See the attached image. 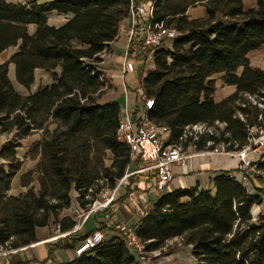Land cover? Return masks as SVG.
<instances>
[{"label":"trees","instance_id":"trees-1","mask_svg":"<svg viewBox=\"0 0 264 264\" xmlns=\"http://www.w3.org/2000/svg\"><path fill=\"white\" fill-rule=\"evenodd\" d=\"M141 1L0 0V53L17 48L0 64V248L34 244L36 231L52 225L56 234L72 231V211L62 216L64 211H70L74 203L86 211L127 173L146 167L139 154L130 155L118 134L119 103L101 102L111 85L97 69L131 5L136 9ZM247 2L251 5L246 6ZM148 3L152 23H162L178 35L169 46L124 52L128 60L141 59L142 69L152 53L151 69L137 90L140 103L142 96L153 99L146 117L167 128L170 144L179 142L185 127H212V134L183 143L197 152L220 144L238 152L263 135L264 69L251 66L248 55L264 46V0ZM197 6L203 8L204 16L191 18L188 11ZM53 14L65 17V22L50 25ZM29 25L35 27L31 34ZM10 64L16 83L26 90L34 84L36 70L48 72L50 83L23 96L8 77ZM216 76L223 86L234 88L219 102L213 99ZM139 112L138 106L133 118ZM36 133L40 139L27 154L38 162L20 176L26 191L9 195L22 164L17 150L22 140ZM251 165L262 173L248 177L256 184L252 192L235 173L223 172L211 180L210 189L160 193L136 228L146 251L161 250L169 241L180 239L191 247L195 264H264V215L256 219L252 215L264 197V159ZM139 176L146 175L134 173L122 181L124 195L112 204L127 200L137 190ZM99 214L105 220H96L90 233L101 231L103 242L68 264H137L126 237L116 229L115 212L107 209L92 215ZM86 235L76 232L58 238L49 251H73ZM49 261L46 258L41 264H52Z\"/></svg>","mask_w":264,"mask_h":264},{"label":"built area","instance_id":"built-area-1","mask_svg":"<svg viewBox=\"0 0 264 264\" xmlns=\"http://www.w3.org/2000/svg\"><path fill=\"white\" fill-rule=\"evenodd\" d=\"M132 0H130L131 2ZM153 0H143L136 9L130 7V19L131 28L128 34V43L125 50V54L133 48L134 50H150L162 47L170 43L178 33L171 28L165 27L162 23L153 24L151 21L152 8L148 2ZM134 41V45L130 46V43ZM103 54V53H102ZM101 54V55H102ZM101 57V56H100ZM153 59L152 53L147 55V63H151ZM137 66L135 61L128 60L126 55L123 57V63L121 65L120 78L123 80L124 76L129 73H136ZM125 94L126 89L122 86ZM126 97H129L126 94ZM141 104L139 106L140 112L136 118H132L128 111L127 106L121 110V118L118 125V134L121 139L129 147L130 155L139 154L140 161L146 163V167L138 169L135 172L127 173L124 178L117 184L116 188L112 191H105L100 196L101 200L95 201L88 207L86 211H82L79 208L73 211L75 220V226L72 231L67 234H59L55 238L67 236L71 233H76L83 228L85 221L92 214L98 212H104L107 209L112 210L111 200L120 187L122 181L134 173H141L145 171H152L154 176L152 189L155 192L161 193L166 189L168 184L172 181L173 175L171 169L173 166L185 167L189 158L194 154L188 153L183 148V143L191 138L194 142L200 135L212 134L213 128L204 124H196L193 126L185 127L182 136L179 138V142L170 144L163 136L167 133V128L159 126L153 121L149 120L145 113L153 106V99L142 96ZM218 125V123H216ZM262 135L257 139H252L250 145L244 147L238 152H230L226 150V145H216L213 149L205 151L208 155H226L236 156L241 159L242 166L240 171L251 169L256 175H262L257 171L254 165H251L250 161L246 159L247 153L253 146H259L261 144ZM207 145H211L210 142ZM194 148V147H193ZM255 150V149H254ZM253 150V151H254ZM264 159V154L261 156ZM240 181L245 186L249 183L248 176L241 173ZM110 195V198H106ZM107 217V216H105ZM58 229V226H57ZM116 229L120 231L127 239V246L130 252L138 260H145L147 254L155 253L146 251L144 243H141L136 236V228L129 227L123 222L116 224ZM58 232V231H57ZM104 240V235L101 231H95L87 234L84 239L75 247L73 254L75 257L81 256L90 250L98 247ZM22 249H2L0 248V258L9 254H15ZM160 251V250H158Z\"/></svg>","mask_w":264,"mask_h":264},{"label":"crops","instance_id":"crops-1","mask_svg":"<svg viewBox=\"0 0 264 264\" xmlns=\"http://www.w3.org/2000/svg\"><path fill=\"white\" fill-rule=\"evenodd\" d=\"M9 1L10 0H5ZM48 1V0H44ZM42 1V2H44ZM143 1V0H142ZM15 3H21L15 1ZM189 15V11H188ZM65 17L63 16H58V15H51L48 19V23L50 25L54 26H60L65 22ZM131 28V19L130 16L126 18L119 26V32L118 36L116 39L110 43L109 48L104 52L100 59L101 61L97 64V69L103 73L107 81L110 83L112 90L110 93H106L103 98L104 101L102 102H108L115 100V97L117 95L124 94V100L121 106V110L124 109L126 106L128 108V111L130 113V116L133 118V114L135 112L136 107L140 106V101L136 100L135 96L132 94H129V97H126L125 91L122 87V84L119 83L118 79L120 78L121 74V65L123 63V57H124V52L127 47L128 43V34ZM29 33H33L35 27L33 25H29L28 27ZM16 48V47H14ZM16 52V51H15ZM14 53V52H13ZM12 53V54H13ZM3 62H0L2 64ZM139 67V65H137ZM37 71V70H36ZM9 72V71H8ZM35 77V74H34ZM50 77V76H49ZM10 79V78H9ZM15 80V77H14ZM12 82V80L10 79ZM220 81V80H219ZM16 82V81H15ZM221 82V81H220ZM50 82L46 81L43 83V85L48 84ZM13 84V82H12ZM220 84L218 81H216V91L214 93L213 99L215 102L221 101L223 98L227 97L230 95L233 91L234 88L231 86H225L228 91L226 93H219V87ZM35 85V80L34 84ZM32 85V86H33ZM14 86V84H13ZM39 86V85H38ZM38 86H35L33 90H30L27 94H21L23 96L28 95L29 93H32L36 90ZM15 88V87H14ZM17 91V89L15 88ZM18 92V91H17ZM19 93V92H18ZM20 94V93H19ZM106 98V99H105ZM34 137V139L31 141V144L35 141H38L40 139L39 133L33 134L32 136L27 137L26 139L30 137ZM167 133L163 136L164 138L167 139ZM1 138V137H0ZM25 140V139H24ZM22 140V141H24ZM22 144V142H21ZM30 144V146H31ZM29 149V148H28ZM27 149V151H28ZM19 150V149H18ZM17 150V154H18ZM259 149H255L253 152H257ZM26 151V152H27ZM187 152L194 154L191 158H189L187 165L185 167H179V166H173L171 169L173 179L172 181L168 184L166 187L165 191L166 192H172L175 190H183V189H189V188H194L197 187L199 190H206L211 188V180L219 173L223 172H233L235 173V176L238 180H240L241 173L247 175L249 178H252L254 175V172L251 169H246L244 171H240V167L242 166L241 159L239 157H232V156H226V155H208L205 153V151L197 152L192 146H189L187 148ZM264 153V148L263 151L260 152V154ZM255 154V155H253ZM251 154L247 157V160L250 161V163L257 162L261 156L257 155L256 153ZM18 157V156H17ZM19 158V157H18ZM38 162V158H36ZM1 162V161H0ZM36 162V164H37ZM36 166V165H35ZM137 174H142L146 175L144 177L139 176L137 182H136V188L137 190L135 193H131L128 197L127 200L120 202L115 210H113L116 214L115 218L117 219V222H123L129 227H134L137 228L140 223L141 219L143 217V214L145 211L151 206V204L154 201V198H157L156 192L152 189L153 186V181H154V174L150 173V171H145ZM19 175V180L18 182L14 180V178ZM20 171L16 174V176L12 179L11 185H10V190L8 191V194H13L14 188L16 190L19 189L17 194L24 192V189L20 186ZM247 189L249 191H254V186L256 187V184L252 181L249 180V183L246 185ZM122 188V187H120ZM15 194V195H17ZM263 207H264V199L262 198V203L260 206L256 207L253 209L252 215L254 219L258 217V215L263 214ZM76 203L73 204L71 211H74L77 209ZM121 211V212H120ZM65 212V211H64ZM62 213V216H65L67 214ZM71 214V213H70ZM73 215V213H72ZM74 217V216H73ZM93 218L94 223L91 225L89 228L86 227L88 221ZM105 218V217H104ZM96 220L103 221V217L101 214L98 215V217H94V215H91L90 218L85 222L83 225V228L78 231L79 235H85L90 233L95 226H96ZM48 228H40L36 231V239L38 242L31 244L29 246L21 248L22 250L15 253V254H9L6 255L5 257L0 258V264H15V263H28V264H41V259L36 257L35 250L38 245H43V244H53L56 242L57 239H52L55 238L57 235L56 233H48L45 235V230ZM68 232L64 233L67 234ZM70 235V234H68ZM111 234L106 236V240L109 239ZM64 237H59V238H65ZM189 248V251L191 252V247L187 246ZM20 249V248H19ZM68 252H72V256L69 258L67 262H60V261H52V264H68L72 262L75 258L73 251L67 250ZM192 257V256H191ZM193 259V264H195V260ZM50 262V261H49ZM48 262V263H49Z\"/></svg>","mask_w":264,"mask_h":264},{"label":"rangeland","instance_id":"rangeland-1","mask_svg":"<svg viewBox=\"0 0 264 264\" xmlns=\"http://www.w3.org/2000/svg\"><path fill=\"white\" fill-rule=\"evenodd\" d=\"M15 1L24 3L26 0H10V2H13V3H15ZM37 1L42 2L44 0H37ZM250 5H251V3H248V2L246 3V6H250ZM189 16L191 18L203 17L204 16V10L201 6H197V7L189 10ZM170 44H171V42L168 44V46ZM163 46H165V45H163ZM16 50H17V48H9L8 50L0 53V62L7 61L9 59V57L12 55V53L15 52ZM248 59H249L251 66L264 69V46L260 50L250 53L248 55ZM137 65H139V67H137L136 73L126 74L124 76L123 80L121 78H119L118 81L120 84H122V86L125 87L126 94L128 96H129V94H132L135 96L136 100H139L140 98H137V90L140 88L142 77L147 73L148 70L151 69V65L147 63L145 65V68L142 69L144 63L141 59L136 60V66ZM8 77L12 80L14 87L17 89V91L23 95L30 92V90H33L35 88V86L43 85V83H45L46 81L50 82V77H49L48 72H45L43 70H37V71H35V85L31 86L30 90H26L23 87L19 86L15 82V80H14V67L12 64L9 65ZM216 81L221 83L219 81V76H216ZM111 90H112V88L107 89V93H110ZM226 91H228V89L225 86H223L222 84H220L219 93L223 94V93H226ZM124 97H125L124 94H121V95H117L115 97V99L120 105H122ZM102 101H104V98L101 99V102ZM34 137L35 136L30 137L28 139H25L24 141H21L22 144H21V147L19 148L18 154H17V156L19 157V159L22 162L20 174H23V173L30 171V170H33L35 168L37 160H31L29 158V155L27 154V152H28L27 149L30 148L31 141L34 139ZM262 137L263 138L261 139V144L259 146L254 145L252 147L253 150L254 149H259V150L257 152H253V150L251 149L246 154L247 157L249 155L251 156V154H253V153H256L257 155H260V156L264 154V153L260 154V152H262L263 148H264V134L262 135ZM1 141H2V138H0V142ZM183 148L187 152L186 147H183ZM253 155H255V154H253ZM247 157H246V159H247ZM150 173H153V172L150 171ZM151 177H154V176H151ZM14 180L18 182L19 175H17L14 178ZM33 185L35 186V188H37L36 182ZM18 191H19V189L16 190L14 188V190L12 192L13 194H9V195H15V194H17ZM25 191H26V189H24V192ZM164 191H162L161 193H163ZM124 192L125 191L123 188H118V190L114 194V196L111 200L112 211L115 210V208L117 207V205L120 202H115L114 204H112V203L114 201H117L122 195H124ZM133 193H135V192H133ZM166 193H168V192H166ZM155 194H156V196H158L160 193L156 192ZM106 198L109 199L110 195H107ZM262 198L264 199L263 196H262ZM98 199L101 200L102 197L99 196ZM155 200H156V198H154V202H155ZM70 213L71 212H69V211L64 212V214H70ZM72 213H73V211H72ZM263 214H264V207H263ZM93 223H94V219L91 218L88 221L86 227L89 228L91 225H93ZM53 232H54V227L52 225L47 230H45L44 233L46 235L48 233H53ZM35 254H36V257L40 258L41 260H45L46 258H49L50 261L52 260L54 262L55 261L67 262L69 260V258L72 256V252H68L67 250H64V249H57V250L50 252L49 251V244L38 245L36 250H35ZM137 264H193V259L191 257V252L189 251V248L187 246H184L180 239H173V240L169 241L165 245V247L163 249H161L160 251H157V252L151 253V254H147L145 256V260H143V261L138 260Z\"/></svg>","mask_w":264,"mask_h":264}]
</instances>
